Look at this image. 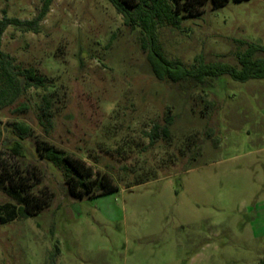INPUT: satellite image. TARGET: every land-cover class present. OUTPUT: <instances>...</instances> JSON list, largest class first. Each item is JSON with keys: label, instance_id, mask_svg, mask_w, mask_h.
Returning a JSON list of instances; mask_svg holds the SVG:
<instances>
[{"label": "rangeland", "instance_id": "1", "mask_svg": "<svg viewBox=\"0 0 264 264\" xmlns=\"http://www.w3.org/2000/svg\"><path fill=\"white\" fill-rule=\"evenodd\" d=\"M42 0H0V18L32 19ZM138 30L107 0H53L38 33L8 27L1 50L54 82L61 97L50 126L38 125L40 91L0 112V128L23 122L42 140L97 160L116 178L122 165L159 166L158 178L75 200L60 172L23 142L0 147V182L32 192L38 215L0 225V264H258L264 258V78L227 75L203 83L156 79ZM164 57L191 66H237L246 45H264V0L222 7L157 30ZM255 57L264 59V54ZM23 103L27 109H19ZM174 117L153 148L143 132ZM7 134L3 132V140ZM192 146L181 151L186 138ZM124 141L125 153L114 152ZM200 154L194 158L197 149ZM182 152V153H181ZM90 159L88 162H90ZM96 168V167H95ZM0 186V204L10 201Z\"/></svg>", "mask_w": 264, "mask_h": 264}, {"label": "trees", "instance_id": "2", "mask_svg": "<svg viewBox=\"0 0 264 264\" xmlns=\"http://www.w3.org/2000/svg\"><path fill=\"white\" fill-rule=\"evenodd\" d=\"M53 0H42L37 14L29 20L3 16L0 18V112L12 106L28 90H38L37 119L38 125L50 126L56 113V108L61 100L58 91L54 88V82L47 76L38 74L33 67L22 68L14 64L13 58L1 50L2 35L5 30L12 26L24 32L38 33L40 22L45 18ZM229 1L240 2L242 0H107L111 7L122 18L123 25L140 34V48L145 52L154 77L160 81L178 83L192 81L203 83L206 79L227 75L233 80L245 82L249 79L264 78V59L255 57L256 54H264V45L241 42L246 45L244 51L237 56V66L228 63L212 62L205 63L199 56L194 59L191 66L184 65L180 60H168L162 54L157 42V30L164 26H177L181 20L195 17L204 11L206 5L211 9L224 6ZM19 109H27L21 103ZM174 117L166 115L162 123H153L151 128L143 132L148 139V146L141 148V152L153 148L161 141H169L171 138L170 126ZM3 132L7 134L3 140ZM33 140L34 152L39 161L50 164L57 169L65 183L66 194L75 200L84 198H96L117 191V180L123 181L124 176L131 177L123 185L143 184L158 177L161 170L171 160L165 157L159 162V166L148 169L145 162L139 166L122 165L118 172L121 176L116 180L111 172L98 168L97 160L83 158L57 147L46 140H42L35 134V130L23 122H7V126L0 128V147H9L16 156H23V142ZM193 137L186 138L181 151L192 146ZM124 141L115 147L114 152L118 155L125 153ZM182 153V152H181ZM200 154L197 149L193 157ZM90 159V162L88 160ZM96 167V168H95ZM8 184H1L11 200L0 204V225L24 220L36 216L44 204L38 203L32 192L13 185L11 179ZM258 264H264L261 258Z\"/></svg>", "mask_w": 264, "mask_h": 264}]
</instances>
